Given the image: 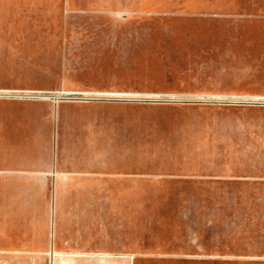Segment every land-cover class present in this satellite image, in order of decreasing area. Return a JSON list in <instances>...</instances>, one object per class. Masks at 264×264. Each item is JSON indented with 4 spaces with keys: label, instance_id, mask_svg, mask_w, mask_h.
<instances>
[{
    "label": "rangeland",
    "instance_id": "374dc122",
    "mask_svg": "<svg viewBox=\"0 0 264 264\" xmlns=\"http://www.w3.org/2000/svg\"><path fill=\"white\" fill-rule=\"evenodd\" d=\"M11 4L43 16L52 5L73 25L0 27V115L38 121L35 137L0 145L128 155L134 186L14 188L42 210L0 216L32 217L73 246L128 244L135 264H206V253L264 264L249 255L264 254V204L160 201L171 188L141 177L205 165L208 148L238 146V118H264V0H0V16ZM10 32L48 40L9 50ZM51 253L0 250V264H49Z\"/></svg>",
    "mask_w": 264,
    "mask_h": 264
},
{
    "label": "crops",
    "instance_id": "0c3cea01",
    "mask_svg": "<svg viewBox=\"0 0 264 264\" xmlns=\"http://www.w3.org/2000/svg\"><path fill=\"white\" fill-rule=\"evenodd\" d=\"M8 14L0 16V27L16 25H36L38 20L48 18L52 23L43 25H73L70 17H65L52 5L46 7L50 18L38 10L30 8L28 11L22 5L11 4ZM15 14L16 19H10ZM19 14V15H18ZM43 16V17H42ZM19 19V20H18ZM79 25V23H78ZM252 29L255 25L244 23ZM4 37L5 42L12 44L9 50L21 51L28 49L27 45L44 42L46 38L31 34H16L10 32ZM53 37V36H52ZM61 40V38H59ZM3 40L0 39V42ZM37 118L28 115H0V140L12 138H32L37 131ZM239 122L234 135L228 139H236L238 146L213 150L208 148L200 155L206 159L202 166L192 165L190 168H165L157 171V175L143 171L141 177L145 179H160L158 187L171 188L166 198H159L165 202L191 203H240L264 204V118H238ZM62 128V127H61ZM65 128V127H64ZM58 132L59 126L52 128ZM69 129V128H66ZM213 150V151H212ZM198 153L193 157L197 160ZM128 156V155H127ZM125 156L119 159L117 154L103 153L96 148L72 152L58 148L30 149L23 147H9L0 145V212L26 211L35 212L42 207L34 204L32 195L22 196L14 188H59V187H102L125 186L132 187L134 175L132 163ZM234 161L233 165L215 163L217 161ZM118 161H124L119 165ZM153 185V184H151ZM142 186H146L143 184ZM21 201V206L17 202ZM4 203H12L5 205ZM20 204V203H19ZM19 218V219H17ZM22 219V220H21ZM24 219V220H23ZM93 234L92 228H89ZM52 235V243L38 241L39 235ZM57 230L41 229L32 217L0 216V250L10 251H51L49 264H135L134 251L128 244L119 249L103 248L97 243H87L85 239L76 246L70 242H60ZM61 234H64L62 232ZM55 236V237H54ZM201 259V263L214 264V259ZM251 257L264 258V254H249ZM140 263H149L142 260ZM169 260L163 259L162 262ZM198 264V260H192ZM137 264V263H136Z\"/></svg>",
    "mask_w": 264,
    "mask_h": 264
}]
</instances>
